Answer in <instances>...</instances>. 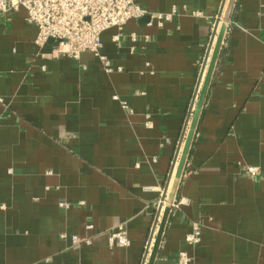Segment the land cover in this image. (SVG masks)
I'll list each match as a JSON object with an SVG mask.
<instances>
[{
    "label": "crops",
    "instance_id": "crops-1",
    "mask_svg": "<svg viewBox=\"0 0 264 264\" xmlns=\"http://www.w3.org/2000/svg\"><path fill=\"white\" fill-rule=\"evenodd\" d=\"M222 1L136 0L100 35L111 72L0 13V264L143 263ZM173 200L153 264H264V0L234 2Z\"/></svg>",
    "mask_w": 264,
    "mask_h": 264
},
{
    "label": "built area",
    "instance_id": "built-area-1",
    "mask_svg": "<svg viewBox=\"0 0 264 264\" xmlns=\"http://www.w3.org/2000/svg\"><path fill=\"white\" fill-rule=\"evenodd\" d=\"M19 7L25 8L27 21L37 27V46H42L51 39L55 45L54 51L75 59L79 58L82 52L89 51L98 57L106 72L113 71V67L108 57L100 52L101 33L110 27L121 30L129 20L146 12L136 0H0V13ZM170 15L155 13L152 17L161 24L162 20L169 19ZM131 38L136 39L134 33ZM117 70H120V67ZM121 103L124 108L128 107L124 101ZM244 171L251 177L260 174L258 166L245 167ZM85 227L92 229L93 224L87 223ZM193 229L196 230V227ZM71 240L73 243H91L90 238L80 239L76 235H72ZM186 240L196 242L197 233H189ZM108 241L110 245L116 244L120 247L130 244L123 223L108 229ZM179 261L184 264L189 261L185 252L179 253Z\"/></svg>",
    "mask_w": 264,
    "mask_h": 264
},
{
    "label": "water",
    "instance_id": "water-1",
    "mask_svg": "<svg viewBox=\"0 0 264 264\" xmlns=\"http://www.w3.org/2000/svg\"><path fill=\"white\" fill-rule=\"evenodd\" d=\"M223 2H224V0L222 1L219 14L221 13V9L223 7ZM234 2H235V0H228L227 1V5L225 7L223 18H222V21H221V24H220V27H219V32L217 33V38H216L215 43H214L213 51H212L211 57L209 59V63L207 65L206 73H205L203 82L201 84L200 90L198 92V87H199V83H200L201 74H202L203 69L205 67L207 56H208L209 49H210V45H211V42L213 40V36H214V33H215V28L217 26L218 19L216 20V24L214 26V31H213V34H212V37H211V41H210V43L208 45L206 54L204 56V60H203V63H202V66H201V70H200V73H199L197 85H196V88H195V91H194L193 99H192L191 106H190L189 113H188V117H187V120H186V126H187V124H188L187 122H188V120L190 118V122H189V125H188L187 130H186V134L183 137L184 141H183L181 153H180L179 158H178L177 167L175 169L172 185H171V188H170V193H169V195L166 198V203H165V206H164V209L162 211V215H161L160 219L159 220L157 219L155 221L154 228L156 227V229H155V232H154V229H153V234L154 235L151 236V238L149 240V243L147 245V249L145 251L144 261H143L144 264H153V262H154V259H155L156 253H157V249H158L159 243L161 241V237H162L163 230H164V227H165V223H166V220H167V216H168V213H169V211L171 209L172 202H173L174 196L176 194L177 186H178V183L180 181V178H181V175H182V172H183L185 161H186L188 153H189V148H190V145H191V142H192V138H193V135H194V132H195V128H196V124H197V121H198V117H199L202 105L204 103V99H205V96H206V93H207V89H208V86H209V83H210V79H211V76H212V73H213V70H214L215 63H216V60H217L219 49H220L221 43L223 41V37H224L225 31H226V28H227V25H228V22H229V19H230V16H231V12H232V8H233V5H234ZM197 92H198V96H197L195 104H194V99L196 97ZM193 104H194V109L192 111ZM181 144H182V141L179 143V147L177 149L176 156H177V153H178V150H179ZM171 171H172V169H171ZM166 188H167V185L163 189V192H162V195H161V201L163 200V198L165 196L164 193H165ZM160 206H161V204H160ZM160 206H159V208H160ZM149 244H151V245H149Z\"/></svg>",
    "mask_w": 264,
    "mask_h": 264
},
{
    "label": "bare ground",
    "instance_id": "bare-ground-1",
    "mask_svg": "<svg viewBox=\"0 0 264 264\" xmlns=\"http://www.w3.org/2000/svg\"><path fill=\"white\" fill-rule=\"evenodd\" d=\"M227 1H228V0H227ZM227 1H226V5H227ZM226 5H225V7H226ZM225 7L222 8L223 11L220 13V16H219V19H218V23H217V26H216V28L218 27V29H217V32H216L215 40H216V38H217V33L219 32V27H220V24H221V21H222V18H223V14H224ZM215 40H214V43H215ZM213 47H214V44H213ZM213 47H212V51H213ZM212 51H211V53H210L209 59H210V57H211ZM209 59L206 60V64H205V67H204V69H205L204 73L202 72V73H203V78H202V81L200 82L199 90H200L201 84H202V82H203V79H204L205 73H206V69H207V65H208V63H209ZM204 69H203V70H204ZM199 90H198V92H199ZM198 92H197L196 97H195L194 100H196V98H197V96H198ZM193 109H194V108H193ZM189 122H190V120H189ZM181 149H182V148H181ZM181 149H180L179 155H180V153H181ZM178 158H179V157H178ZM177 163H178V160H177ZM176 167H177V164H176ZM176 167H175V169H176ZM174 173H175V170H174ZM174 173H173V177H174ZM173 177H172V181H173ZM172 181H171V184H170L169 189H168L167 191H165V193H164V194H165V196H164V198H163L164 204L162 203V205H161V207H160V209H162V211H163L164 206H165V203H166V198H167V196H168L169 193H170V188H171V185H172ZM161 215H162V213H161ZM160 217H161V216H160ZM156 226H157V225H156Z\"/></svg>",
    "mask_w": 264,
    "mask_h": 264
}]
</instances>
